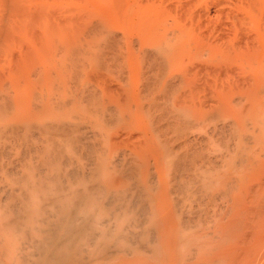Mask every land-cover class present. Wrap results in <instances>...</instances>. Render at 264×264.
I'll return each mask as SVG.
<instances>
[{"label": "bare ground", "instance_id": "obj_1", "mask_svg": "<svg viewBox=\"0 0 264 264\" xmlns=\"http://www.w3.org/2000/svg\"><path fill=\"white\" fill-rule=\"evenodd\" d=\"M0 264H264V0H0Z\"/></svg>", "mask_w": 264, "mask_h": 264}, {"label": "rangeland", "instance_id": "obj_2", "mask_svg": "<svg viewBox=\"0 0 264 264\" xmlns=\"http://www.w3.org/2000/svg\"><path fill=\"white\" fill-rule=\"evenodd\" d=\"M0 142L2 143L3 142V139H2V141L0 140ZM1 146V145H0Z\"/></svg>", "mask_w": 264, "mask_h": 264}]
</instances>
